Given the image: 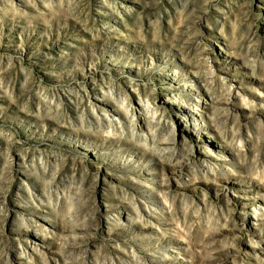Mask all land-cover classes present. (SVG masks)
Instances as JSON below:
<instances>
[{
	"label": "rangeland",
	"instance_id": "rangeland-1",
	"mask_svg": "<svg viewBox=\"0 0 264 264\" xmlns=\"http://www.w3.org/2000/svg\"><path fill=\"white\" fill-rule=\"evenodd\" d=\"M0 264H264V0H0Z\"/></svg>",
	"mask_w": 264,
	"mask_h": 264
}]
</instances>
